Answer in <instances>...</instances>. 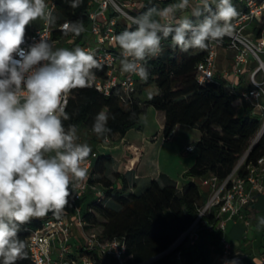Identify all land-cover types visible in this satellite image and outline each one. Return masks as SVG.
Segmentation results:
<instances>
[{"label": "clouds", "instance_id": "obj_1", "mask_svg": "<svg viewBox=\"0 0 264 264\" xmlns=\"http://www.w3.org/2000/svg\"><path fill=\"white\" fill-rule=\"evenodd\" d=\"M82 2L71 0L70 7ZM188 10L190 15L176 18L177 11ZM238 15L232 0H178L163 9L150 7L132 18L134 28L113 37L121 50L120 71L147 81L146 64L161 54L162 39L170 37L171 46L182 52L205 50L210 41L231 33ZM56 19L46 0H0V264L27 259L22 226L49 213L60 216L88 179L92 148L79 142L77 126H65V121L71 119L70 93L92 87L94 70L102 65L90 49L56 47L40 34L24 46L28 26L37 20L52 25ZM60 29L74 37L86 31L82 21H65ZM108 121L109 113L101 110L92 124L105 143ZM257 228H264V216Z\"/></svg>", "mask_w": 264, "mask_h": 264}, {"label": "trees", "instance_id": "obj_2", "mask_svg": "<svg viewBox=\"0 0 264 264\" xmlns=\"http://www.w3.org/2000/svg\"><path fill=\"white\" fill-rule=\"evenodd\" d=\"M54 2V16L57 19L52 24V41L64 36L57 29L64 21H82L88 28L90 0H83L76 9L70 7L71 0ZM168 3L169 0L162 2L161 6L164 8ZM233 4L239 12L241 6L238 1L235 0ZM150 7L156 6L144 2L141 8L130 15L137 17ZM134 27L131 21L119 18L116 35ZM82 38V34L76 37L69 49L83 45L85 38ZM161 43L164 44L161 54L150 58L146 64L148 80H137L135 93L128 101H121L117 90L104 96L93 87L75 89L70 93L67 107L71 119L65 121V126L75 124L78 134L84 132L85 137L80 142L91 146L92 153L88 158L91 159L96 146L104 142L102 137L98 138L92 132L94 117L99 111L109 113L107 126L111 132L106 135L111 138L115 135L123 137L129 130L138 129L141 117L148 107H152L164 113L163 139H167L177 125L199 131L200 137L195 144L196 157L185 174L187 177L202 179L213 175L223 181L240 160L242 163L237 172L239 175L244 174L248 164H255L264 156V133L253 146L251 143L260 130L261 119L251 113V107L244 101L240 89L224 86L217 76L210 83L198 84L195 68L205 57L206 49L182 52L171 46L170 37L162 39ZM94 71L101 77L106 74L103 66ZM149 86L155 88L153 98L148 99L147 96L141 100L140 94ZM110 162L109 156L97 154L91 160L87 181L101 189L102 196L89 202L90 196L86 195L80 201L85 223L83 231L87 235L94 234L100 240L123 239L126 253L131 257L130 262L149 260L167 250L189 228L197 217L198 208L206 202L208 192L202 191L194 182L186 184L179 191L176 183L164 176H160L159 181L151 180L144 189L134 192L128 190L122 179V186L118 189L115 182L122 178L119 173L106 175V167ZM209 219H212L211 216ZM39 221L33 219L23 225L20 239L25 240L29 231L38 227ZM178 250L184 258L183 264H210L208 245L202 235L195 245L182 244ZM171 256L172 253L163 256L158 264H174L169 261ZM17 264H30L29 255ZM100 264L115 263L110 260Z\"/></svg>", "mask_w": 264, "mask_h": 264}, {"label": "built area", "instance_id": "obj_3", "mask_svg": "<svg viewBox=\"0 0 264 264\" xmlns=\"http://www.w3.org/2000/svg\"><path fill=\"white\" fill-rule=\"evenodd\" d=\"M237 1L241 10L232 22L231 33L209 42L205 57L196 65L195 77L200 85L212 82L216 77L217 49L230 50L233 53L232 68L223 75L224 86L240 89L244 101L251 107L252 114L260 116L262 122L260 137L264 133V0ZM46 3L54 15L56 12L54 0H46ZM133 6L135 0H126L123 3L115 0H90L88 11L90 23L85 32H89L91 42L83 46L90 49L99 63L106 68L104 77L95 74L96 79L92 87L104 96H108L112 90H117L123 102L128 101L135 93L139 77L120 71L118 62L121 59V50L113 37L116 35V23L121 16L132 22L133 17L125 13L124 9ZM109 11L114 15L110 16ZM60 25L57 28L59 31ZM53 31L52 25L42 21L40 28L26 30L24 46L38 41L39 34L54 43L51 37ZM67 37L71 42L76 39L71 34ZM163 45L161 43V47ZM193 150V146L185 148L186 152ZM94 157L96 153H93L91 159L86 162L89 172ZM240 163L242 160L223 181H219L213 175L196 181L195 184L202 191L208 192L206 202L197 210L196 219L167 250L149 260L137 263L130 262L131 257L126 253L123 239L100 240L94 234L84 233L85 223L81 215L80 201L89 193L96 200L102 196L101 189L90 185L86 180L72 193L67 207L60 216L48 214L39 219L38 227L29 231L25 241L28 244L30 264H100L110 260L115 264H158L160 258L170 253H172L170 262L183 264L184 258L178 248L182 244L195 245L202 233L211 234L216 230L221 233L220 243L225 256L222 264H228L232 254L230 243L223 237L226 222L240 216L242 209L253 206L256 196L264 193V156L255 164H248L242 175L237 172ZM210 216L212 219H209ZM245 225L248 227L249 222L245 221ZM75 238L78 239L76 243L73 241ZM77 243L80 245L76 246ZM259 264H264V247L260 252Z\"/></svg>", "mask_w": 264, "mask_h": 264}, {"label": "crops", "instance_id": "obj_4", "mask_svg": "<svg viewBox=\"0 0 264 264\" xmlns=\"http://www.w3.org/2000/svg\"><path fill=\"white\" fill-rule=\"evenodd\" d=\"M118 1L123 3L126 0H117L116 2ZM147 1L159 9H163L161 4L167 0H135V6L129 8L130 13L137 11ZM176 2L178 0H169L167 6ZM111 13L109 11V15ZM175 15L176 18L190 15V10L177 11ZM82 35L83 39L85 38V43L81 46L77 45L80 47L91 42L89 32H84ZM63 38L67 39L68 37L64 35L55 42H59ZM232 61L233 53L230 50L217 49L216 76L223 82V75L231 70ZM118 66L120 68L119 62ZM144 115L147 116V120L141 119L138 129L129 130L123 137L115 135L109 138L107 143L102 142L96 146L95 153L97 155L111 158L110 164L106 167V175L118 172L122 178L115 182L117 188H121L123 179L131 192L144 189L151 180L159 181L160 176L175 182L179 191L190 182L196 183L199 179L187 177L185 174L193 165L196 157L195 144L200 137L199 131L196 128L177 125L171 135L167 139H163L164 113L148 107ZM258 117L260 118V116ZM188 146H193L194 150L186 152L185 148ZM88 196L92 195L89 193ZM261 216H264V193L256 196L253 206L242 209L240 216L226 222L223 237L231 245L232 258L230 262L235 260L238 264H259L260 252L264 247V228H257L258 218ZM245 221L249 222L248 227L245 225ZM220 238L221 233L217 230L211 234L202 233V239L208 245L210 264L224 262L225 256ZM73 241L76 243L75 241L78 242V239L75 238ZM78 245L80 244L77 243L76 246Z\"/></svg>", "mask_w": 264, "mask_h": 264}, {"label": "rangeland", "instance_id": "obj_5", "mask_svg": "<svg viewBox=\"0 0 264 264\" xmlns=\"http://www.w3.org/2000/svg\"><path fill=\"white\" fill-rule=\"evenodd\" d=\"M117 1V0H116ZM235 0H232V2H234ZM118 3H119V1H118ZM124 11H125V13H127L128 15H130V9H124ZM121 20H126L124 17H122L121 16ZM42 26V20H37V21H35V22H33L30 26H28L27 27V29H32V30H36V29H38V28H40ZM82 40H83V38H82ZM81 43V42H80ZM79 43V44H80ZM56 47H67L68 48V46H70V45H72L73 44V42H71L70 41V39H65V38H63L61 41H59V42H54L53 43ZM221 50L219 49V52H220ZM149 93H155V88H154V86H149L147 89H146V91H144V92H142L141 94H140V99L141 100H143V99H145V98H147V96H148V94ZM79 135V138H80V141H83V139H84V137H85V134H84V132H82V133H80V134H78ZM259 139L260 137H259V132H258V134L255 136V138L252 140V142L251 143H253L256 139ZM79 141V142H80ZM241 161V160H240ZM239 161V162H240ZM239 162L236 164V166L235 167H237L238 165H239ZM241 164V163H240ZM89 202H90V200L91 199H94V197L93 196H90L89 198ZM88 201V200H87ZM202 206V205H201Z\"/></svg>", "mask_w": 264, "mask_h": 264}, {"label": "water", "instance_id": "obj_6", "mask_svg": "<svg viewBox=\"0 0 264 264\" xmlns=\"http://www.w3.org/2000/svg\"><path fill=\"white\" fill-rule=\"evenodd\" d=\"M257 140H258V138L253 142L252 146L255 144V142H256ZM252 146H251V147H252Z\"/></svg>", "mask_w": 264, "mask_h": 264}]
</instances>
